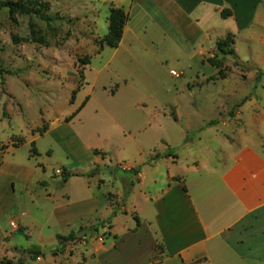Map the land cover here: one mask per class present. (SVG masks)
Listing matches in <instances>:
<instances>
[{
    "label": "crops",
    "instance_id": "1",
    "mask_svg": "<svg viewBox=\"0 0 264 264\" xmlns=\"http://www.w3.org/2000/svg\"><path fill=\"white\" fill-rule=\"evenodd\" d=\"M106 1L128 11L117 47L143 33L169 51L201 56L216 53L217 39L249 29L260 6L257 0ZM256 81V93L244 96L232 116L221 106L219 116L187 129L195 137L184 146L195 150L186 161L164 142L167 157L158 152L150 161L113 163L101 156L91 169L66 170L65 161L53 171V163L32 159L39 148L21 157L23 144L0 147V253L28 257L24 250L37 246L43 254L34 260L43 264H258L264 238L248 232L264 230V81ZM203 132L209 144L202 145ZM64 173L72 175L62 182ZM74 179L83 183L77 192L69 188ZM16 232L25 233V248L9 244ZM70 232L79 238L58 245L57 236Z\"/></svg>",
    "mask_w": 264,
    "mask_h": 264
},
{
    "label": "rangeland",
    "instance_id": "2",
    "mask_svg": "<svg viewBox=\"0 0 264 264\" xmlns=\"http://www.w3.org/2000/svg\"><path fill=\"white\" fill-rule=\"evenodd\" d=\"M4 1L22 9L0 8V147L23 144L21 157L39 148L32 159L53 163V171L65 161L66 170L77 165V172L91 169L101 156L113 163L150 161L158 152L167 157L168 151L161 153L164 142L179 161L189 160L195 149L184 144L193 143L195 133L187 129L219 116L225 106L232 116L244 96L256 93L255 80L257 85L264 81V0H257V21L233 37L238 62L226 56L221 72L204 60L215 49L205 58L173 52L143 33L131 37L129 46L126 37L122 46L100 48L112 6L106 0ZM85 97L80 113L65 121ZM47 128L50 134L37 137ZM209 136L203 132L202 145L209 144ZM202 155L213 159L207 150ZM158 167L162 171L164 164ZM116 173L136 182L131 172ZM69 188L81 190L82 180H72ZM250 231L252 237L264 238V230ZM26 239L24 232H16L8 242L21 249L28 245ZM12 255L0 253V264H14L19 257L24 264H43L20 250Z\"/></svg>",
    "mask_w": 264,
    "mask_h": 264
},
{
    "label": "trees",
    "instance_id": "3",
    "mask_svg": "<svg viewBox=\"0 0 264 264\" xmlns=\"http://www.w3.org/2000/svg\"><path fill=\"white\" fill-rule=\"evenodd\" d=\"M0 8H8L11 11H21V6L17 2L12 1H4L0 2ZM222 15H224L222 11ZM128 11L123 7H115L110 6L109 8V15H108V28L106 34L101 38L100 40V48L103 45L109 46L111 48H116L121 40L124 26L128 20ZM234 44L233 35L231 33H228L224 38H219L215 42L216 46V53L212 56L206 57L204 60L208 62L210 65L216 67L218 69V72H221L223 59L226 56H231L236 58L237 56L235 54L234 48L232 45ZM77 91V90H76ZM74 90L72 95L76 93ZM88 100V97H85V99L80 103V105L65 119V121H70L76 114L84 107ZM36 153L35 149L30 150V155ZM91 174L88 173V175ZM71 173H64L62 175L61 181L65 182L69 176H71ZM137 223L139 224V220L137 217H135ZM76 238H79L75 235L74 232H70L66 236L58 235V245L65 244L68 241L74 240ZM24 252L28 255L29 258L36 259L39 255L43 254L41 249L37 246H33L32 248H29L27 250H24ZM14 264H24V258L18 259L17 262Z\"/></svg>",
    "mask_w": 264,
    "mask_h": 264
},
{
    "label": "built area",
    "instance_id": "4",
    "mask_svg": "<svg viewBox=\"0 0 264 264\" xmlns=\"http://www.w3.org/2000/svg\"><path fill=\"white\" fill-rule=\"evenodd\" d=\"M15 223L14 222H11V225H14Z\"/></svg>",
    "mask_w": 264,
    "mask_h": 264
}]
</instances>
